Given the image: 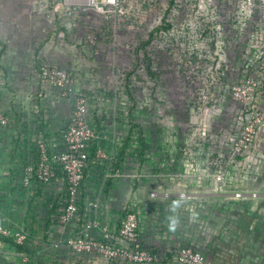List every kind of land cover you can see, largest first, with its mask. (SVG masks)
<instances>
[{"label":"rangeland","instance_id":"rangeland-1","mask_svg":"<svg viewBox=\"0 0 264 264\" xmlns=\"http://www.w3.org/2000/svg\"><path fill=\"white\" fill-rule=\"evenodd\" d=\"M217 3L0 0V116L8 120L0 131L67 128L71 98L54 96L37 76L40 62L62 56L75 73L72 93L88 100L101 148L115 154L117 176L104 201L127 209L169 200L160 208L169 251L193 244L212 263L264 264V140L242 158L228 144L236 112L229 86L241 75L234 58L249 35L233 31L213 46ZM107 167L91 159L85 178L100 183ZM9 171L0 175V223L23 229L32 243L16 248L0 238V264H90L54 247L62 233L50 216L63 196L35 181L19 185L21 171ZM173 201L180 202L175 212Z\"/></svg>","mask_w":264,"mask_h":264},{"label":"built area","instance_id":"built-area-1","mask_svg":"<svg viewBox=\"0 0 264 264\" xmlns=\"http://www.w3.org/2000/svg\"><path fill=\"white\" fill-rule=\"evenodd\" d=\"M104 2L112 7L119 5V0ZM217 2L211 8L214 21L209 23L214 45L220 36L232 37L233 31L249 35L248 42L238 45L242 50L238 52L236 49L234 58L241 70L240 79L229 86V97L236 106V112L231 117L228 144L231 156L242 158L257 141L264 140V0ZM220 14L224 19L225 14L230 17L228 25L223 18L220 21ZM37 76L60 97L72 98L68 126L62 133L61 150H50L42 138H38L34 158L22 167L18 177L19 185L28 187L35 181L45 187H53L63 196L58 203L57 214L52 217L62 233L54 247L63 246L72 255L89 259L90 264H158L166 258V253L159 255L144 246L136 211L122 209L114 221L102 214L100 197L107 188V182L115 176L114 158L107 156L102 148L95 147L91 152L96 133L87 118V98L72 93V71L42 62L38 65ZM7 122L6 117L0 116V126H6ZM91 159L105 161L108 165L107 173L97 186L99 189L93 193L85 183ZM0 235L12 238L15 244L23 247L32 243L23 229L11 230L2 223ZM167 256H170L171 264H215L193 244L167 252Z\"/></svg>","mask_w":264,"mask_h":264},{"label":"crops","instance_id":"crops-1","mask_svg":"<svg viewBox=\"0 0 264 264\" xmlns=\"http://www.w3.org/2000/svg\"><path fill=\"white\" fill-rule=\"evenodd\" d=\"M48 60H43L42 62H48L52 65L56 66H65L68 61L60 56L59 58L48 56ZM40 62V63H42ZM39 63V64H40ZM72 67L76 69V66L72 64ZM75 74V73H73ZM41 82V81H40ZM42 83V82H41ZM43 84V83H42ZM46 86V85H45ZM49 90H53L54 96L58 98H62L58 95L57 91L46 86ZM71 98V97H69ZM64 99V98H63ZM72 100V98H71ZM70 118V116H69ZM88 121L90 123L89 119V113H88ZM69 122V119H68ZM91 125V124H90ZM68 126V125H67ZM92 126V125H91ZM20 125L17 126V130L19 129ZM4 127L0 126V130H2ZM57 126H55L53 129L47 127L45 129L36 130L31 129L33 132H30L29 135H24L20 130H18L19 134H16L13 132V137H8L7 135L3 134V131H0V175H4L7 173V171H10L11 174H20V171L22 170V167L30 160L34 158V151H35V143L38 138H42V140L45 142V144L48 146V148L52 151H60L61 146V138H62V132L57 131ZM11 139H13L12 144L10 143ZM100 134H96L95 140L92 142L91 145V152L93 153V149L95 147L101 148L100 146ZM22 142L24 144H27V148H24L22 150ZM103 149V148H102ZM107 156H112L115 158V154L113 151L106 149H103ZM26 152V153H25ZM25 153V154H24ZM115 162V160H113ZM98 162L97 160L94 161V163ZM100 162V161H99ZM102 162V161H101ZM105 163V161H103ZM106 164V163H105ZM90 165V164H89ZM115 176H112L111 179H115ZM104 177V176H103ZM18 183V178H17ZM86 187L88 188L90 193H93L98 190L97 186L99 183L94 182L93 180L86 178ZM107 189V188H106ZM104 190L101 195V206H102V214L105 215L110 220H115L117 218V215H119V209H121L120 203L117 201H104L105 192ZM165 201L170 202L169 200L165 199H147L144 201H133L128 204L127 209H133L137 212L140 219L141 224V241L147 248L151 249L155 253L159 255H163L166 253L164 259L160 260L158 264H171L170 262V256H167V252H170L168 250L169 244L166 241V237L164 235V231H162L163 224V216L161 213V206L165 203ZM111 204V211L114 209L113 212L108 213V207ZM124 206V205H123ZM122 210V209H121ZM156 238V239H155ZM209 261V260H208ZM211 262V261H210ZM214 263V262H213ZM219 264V263H215Z\"/></svg>","mask_w":264,"mask_h":264},{"label":"clouds","instance_id":"clouds-1","mask_svg":"<svg viewBox=\"0 0 264 264\" xmlns=\"http://www.w3.org/2000/svg\"><path fill=\"white\" fill-rule=\"evenodd\" d=\"M181 199H183V196H181ZM180 206V202L179 201H173V204L170 208V211L175 212L176 209ZM168 228L170 231H175L176 227L178 226V219L175 216H170L168 217Z\"/></svg>","mask_w":264,"mask_h":264},{"label":"trees","instance_id":"trees-1","mask_svg":"<svg viewBox=\"0 0 264 264\" xmlns=\"http://www.w3.org/2000/svg\"><path fill=\"white\" fill-rule=\"evenodd\" d=\"M212 44L214 46V40H213ZM113 169H114V167H113ZM54 209L56 210V207H54ZM54 209L52 211V213H53L52 215L53 216H55L57 214V212H58V205H57V211H55ZM52 215L50 216V224L52 223L55 226L56 225V221L52 218L53 217ZM0 238L3 239V242H7V240L11 239V238H6V237H2V236H0ZM14 245H15L16 248H21V247L24 248L23 246L17 245L15 243H14Z\"/></svg>","mask_w":264,"mask_h":264},{"label":"bare ground","instance_id":"bare-ground-1","mask_svg":"<svg viewBox=\"0 0 264 264\" xmlns=\"http://www.w3.org/2000/svg\"><path fill=\"white\" fill-rule=\"evenodd\" d=\"M80 2H84V3H91V0H78Z\"/></svg>","mask_w":264,"mask_h":264},{"label":"water","instance_id":"water-1","mask_svg":"<svg viewBox=\"0 0 264 264\" xmlns=\"http://www.w3.org/2000/svg\"><path fill=\"white\" fill-rule=\"evenodd\" d=\"M85 4H88V3H84V2H83V5H85Z\"/></svg>","mask_w":264,"mask_h":264}]
</instances>
